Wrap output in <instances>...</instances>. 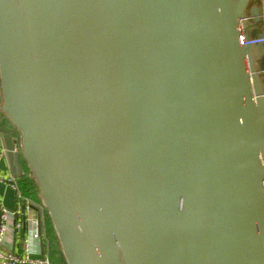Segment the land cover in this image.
<instances>
[{
    "label": "water",
    "instance_id": "1",
    "mask_svg": "<svg viewBox=\"0 0 264 264\" xmlns=\"http://www.w3.org/2000/svg\"><path fill=\"white\" fill-rule=\"evenodd\" d=\"M261 1L0 0V132L66 264H264Z\"/></svg>",
    "mask_w": 264,
    "mask_h": 264
},
{
    "label": "built area",
    "instance_id": "2",
    "mask_svg": "<svg viewBox=\"0 0 264 264\" xmlns=\"http://www.w3.org/2000/svg\"><path fill=\"white\" fill-rule=\"evenodd\" d=\"M262 13H261V25L260 31L256 32L251 39H246L243 37L245 44L254 46H264V0L261 1ZM264 58V55H263ZM261 75L264 76V67L261 70ZM1 130V129H0ZM0 144L2 145L0 151V165L3 161L7 160V154L4 147L3 136L0 132ZM0 183L5 184L16 194V200L20 208L24 209L25 213L23 215V222L28 225L31 223L35 225V231L31 235V239L36 240L40 243L45 252L40 258L31 257L30 255V240H24L25 252L23 254H13L6 251L3 247V240L6 232L8 230V220L9 212L7 209L2 207L0 215V264H53L50 259V254L52 250V242L47 234V228L45 225V207L42 203H36L33 199L28 197L23 190H21L17 178L9 172V174H3L0 172ZM41 228V230L39 229Z\"/></svg>",
    "mask_w": 264,
    "mask_h": 264
},
{
    "label": "crops",
    "instance_id": "3",
    "mask_svg": "<svg viewBox=\"0 0 264 264\" xmlns=\"http://www.w3.org/2000/svg\"><path fill=\"white\" fill-rule=\"evenodd\" d=\"M258 62L262 70L264 67V58L262 57V59H260V61ZM0 129H8L11 131L13 130V127L11 126L10 122L8 121L7 118L4 117L2 113H0ZM1 147L2 145L0 144V151H1ZM0 172H2L3 174H9V172H12L9 166L8 158L6 161H3L1 163ZM12 174L14 173L12 172ZM2 207L7 209V211L9 212V220L7 225L8 230L2 242L4 249L13 254L15 253L23 254L25 252L24 240H27L29 238L31 243L30 244L31 257H35V258L42 257L45 252L43 246L40 243H38L36 240L31 239V235L35 231V225L30 223L28 225V230L27 231L24 230V226H22L24 223L22 208H20L18 205L15 192L5 184L0 183V215H1Z\"/></svg>",
    "mask_w": 264,
    "mask_h": 264
},
{
    "label": "trees",
    "instance_id": "4",
    "mask_svg": "<svg viewBox=\"0 0 264 264\" xmlns=\"http://www.w3.org/2000/svg\"><path fill=\"white\" fill-rule=\"evenodd\" d=\"M21 167H22V176L18 177V183L20 185L21 190L33 199L36 203H41L39 199V189H37V185L31 176V172H29L24 160L21 158ZM45 225L47 228V234L51 240L52 250L50 254V259L53 261V264H66L60 250V246L56 241L55 232L53 226L50 224V220L48 217L47 211H45Z\"/></svg>",
    "mask_w": 264,
    "mask_h": 264
},
{
    "label": "flooded vegetation",
    "instance_id": "5",
    "mask_svg": "<svg viewBox=\"0 0 264 264\" xmlns=\"http://www.w3.org/2000/svg\"><path fill=\"white\" fill-rule=\"evenodd\" d=\"M259 6H260V4H259Z\"/></svg>",
    "mask_w": 264,
    "mask_h": 264
}]
</instances>
